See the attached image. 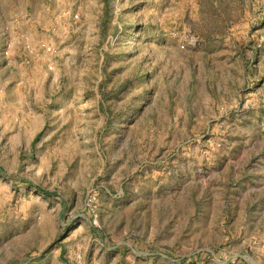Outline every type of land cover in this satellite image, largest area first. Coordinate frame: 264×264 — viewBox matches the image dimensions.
Wrapping results in <instances>:
<instances>
[{
  "label": "rangeland",
  "instance_id": "1",
  "mask_svg": "<svg viewBox=\"0 0 264 264\" xmlns=\"http://www.w3.org/2000/svg\"><path fill=\"white\" fill-rule=\"evenodd\" d=\"M0 264H264V0H0Z\"/></svg>",
  "mask_w": 264,
  "mask_h": 264
}]
</instances>
